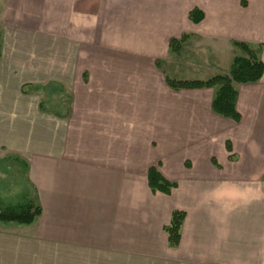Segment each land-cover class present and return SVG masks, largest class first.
<instances>
[{"label": "crops", "instance_id": "0c3cea01", "mask_svg": "<svg viewBox=\"0 0 264 264\" xmlns=\"http://www.w3.org/2000/svg\"><path fill=\"white\" fill-rule=\"evenodd\" d=\"M50 2L56 5L0 0L2 15L23 18L31 4L38 19ZM133 2L135 44L126 47L123 39L115 46L139 73L158 69L169 39L183 34L198 43L220 40L233 55L239 49L232 41H243L264 63V0ZM192 8L203 12L201 21L189 19ZM105 9L84 24L86 32H99ZM118 25L125 32V17ZM86 52L88 68H98ZM99 76L76 82L65 111L40 110L36 120L29 94L38 82L22 83L15 94L0 88V149L26 161L41 207L29 225L0 223V264H264V72L257 82L235 83L238 121L212 111L214 88L173 90L162 75V92H194L197 102L167 108V116L179 118L157 140L163 154L149 161L126 156V115L141 109L127 111L125 82ZM189 115L197 117L192 130ZM150 166L177 183L169 194L149 188ZM175 210L185 216L179 244L170 247L164 227Z\"/></svg>", "mask_w": 264, "mask_h": 264}, {"label": "rangeland", "instance_id": "374dc122", "mask_svg": "<svg viewBox=\"0 0 264 264\" xmlns=\"http://www.w3.org/2000/svg\"><path fill=\"white\" fill-rule=\"evenodd\" d=\"M55 2L56 5L51 2L46 4V16L41 19L31 17L34 14L31 4L29 7L24 5L23 18L17 13L2 15L3 9L0 4V88L15 94L20 91L22 83H27L31 79L38 82L33 83V85L39 84L38 90L36 87L35 89L30 87L29 109L32 119L40 117L43 113L40 111V103L50 112L65 111L69 107L68 99L72 87L78 80L86 83L90 74L105 76L113 81L119 80L121 84L125 82L127 111L131 108L141 109L133 111L134 114L130 116L126 115V156L129 160H155L163 154L160 150L161 143L159 145L157 140H160V137L165 138L169 125L179 118V116H167V108L181 106L183 103L186 107H192L197 102L192 96L194 92H175L172 96H168V92H162L165 89L162 86L163 76L182 80H205L217 74H226H215L214 70H222L227 67L228 62L231 65L234 56L242 54L237 50L233 55L230 46L220 40H199L198 43L196 40L187 41L190 38L187 36L178 51L169 49L167 59H157L158 69L155 68L153 72L141 69L139 73L128 64V56L122 55L115 46L123 39L126 47L135 44L133 0H110L104 5L97 0H55ZM103 6L106 7V13L101 29L99 32H86L84 24L87 21L90 23L92 17L95 19L99 8ZM119 17L120 19L125 17V32L119 30ZM185 43L187 46L184 45ZM183 46L186 47L185 51L182 50ZM86 48L90 54V57L88 56L90 61L99 62L98 68H88L91 62L86 60ZM182 57L189 60L183 62ZM192 62L197 63V66L191 65ZM91 71L95 73H90ZM3 75L6 76V81L2 79ZM60 78L63 84L59 83ZM50 83L55 85L49 88ZM47 88L51 97L47 96ZM149 88L152 90L150 91ZM110 91L112 93V90ZM186 117L191 119L190 129L196 128L197 117L194 115ZM194 134H197L195 129ZM7 155L14 154L0 149V157ZM24 178L26 179V175ZM10 180L11 177L0 173V186L4 187L1 191L3 196L9 195L10 190H6V185L12 188L11 191L14 193L21 189L22 185H13ZM28 185L32 192L31 185Z\"/></svg>", "mask_w": 264, "mask_h": 264}, {"label": "trees", "instance_id": "16d2710c", "mask_svg": "<svg viewBox=\"0 0 264 264\" xmlns=\"http://www.w3.org/2000/svg\"><path fill=\"white\" fill-rule=\"evenodd\" d=\"M203 18V12L198 8H192L189 12V19L197 23ZM187 38L186 34L169 39L168 46L172 51H178L181 43ZM233 44L242 52L241 55L234 56L229 71L226 74H217L208 79H172L165 78L166 84L173 90H192L200 88H214V96L211 100V109L214 113L239 120V113L235 107L237 91L235 83H254L257 82L264 72V63L259 59L255 50L243 41H234ZM52 88L54 83H50ZM39 87V86H38ZM37 87V90H38ZM47 96L51 97L48 93ZM41 89V88H40ZM40 110L46 111L44 104L40 103ZM55 114L58 112L53 110ZM229 148V144H227ZM27 163L18 155H7L0 157V173L11 177L10 183L21 186L20 190L14 193L12 188L5 186L9 195L3 196L1 191L4 187L0 186V223H17L23 225L31 224L41 213V207L35 195L30 191V187L25 177ZM148 186L153 192L169 194L171 189L176 186V182L166 179L156 166H150L147 170ZM185 213L175 210L171 214L169 223L164 227L167 233L168 244L175 247L179 244L181 235V225Z\"/></svg>", "mask_w": 264, "mask_h": 264}]
</instances>
